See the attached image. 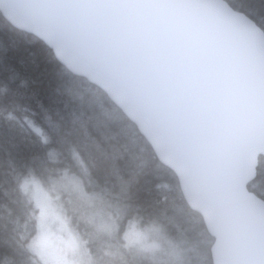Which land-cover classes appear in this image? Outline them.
<instances>
[{"label":"water","instance_id":"95a60500","mask_svg":"<svg viewBox=\"0 0 264 264\" xmlns=\"http://www.w3.org/2000/svg\"><path fill=\"white\" fill-rule=\"evenodd\" d=\"M172 170L212 264H264V30L226 0H0Z\"/></svg>","mask_w":264,"mask_h":264},{"label":"trees","instance_id":"16d2710c","mask_svg":"<svg viewBox=\"0 0 264 264\" xmlns=\"http://www.w3.org/2000/svg\"><path fill=\"white\" fill-rule=\"evenodd\" d=\"M226 1L264 30V0ZM107 97L0 12V264H46L32 249L40 209L23 188L31 181L60 199L90 264H141L120 245L124 234L174 206L197 220L196 238L212 264L214 240L187 206L177 176ZM255 178L249 191L264 199V157Z\"/></svg>","mask_w":264,"mask_h":264},{"label":"rangeland","instance_id":"374dc122","mask_svg":"<svg viewBox=\"0 0 264 264\" xmlns=\"http://www.w3.org/2000/svg\"><path fill=\"white\" fill-rule=\"evenodd\" d=\"M23 188L40 209V231L32 249L46 264H90L85 249L63 219L60 199L35 181ZM88 198L91 206L97 205L94 197ZM196 225L197 220L187 218L182 206H174L145 229L133 223L120 245L131 250L141 264H205V243L198 242Z\"/></svg>","mask_w":264,"mask_h":264}]
</instances>
